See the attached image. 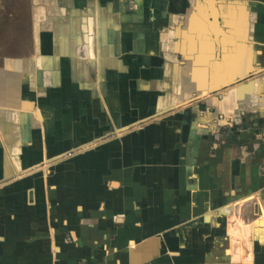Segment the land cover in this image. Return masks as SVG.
Instances as JSON below:
<instances>
[{"label":"crops","instance_id":"0c3cea01","mask_svg":"<svg viewBox=\"0 0 264 264\" xmlns=\"http://www.w3.org/2000/svg\"><path fill=\"white\" fill-rule=\"evenodd\" d=\"M0 264H264V0H0Z\"/></svg>","mask_w":264,"mask_h":264}]
</instances>
